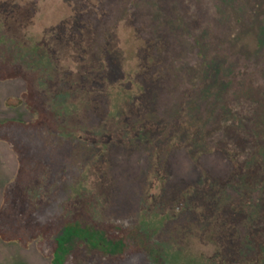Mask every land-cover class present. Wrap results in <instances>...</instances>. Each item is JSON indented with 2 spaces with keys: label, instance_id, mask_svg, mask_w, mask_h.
<instances>
[{
  "label": "rangeland",
  "instance_id": "rangeland-1",
  "mask_svg": "<svg viewBox=\"0 0 264 264\" xmlns=\"http://www.w3.org/2000/svg\"><path fill=\"white\" fill-rule=\"evenodd\" d=\"M8 73L33 116L0 124L2 236L42 264H264V0H0Z\"/></svg>",
  "mask_w": 264,
  "mask_h": 264
},
{
  "label": "water",
  "instance_id": "water-1",
  "mask_svg": "<svg viewBox=\"0 0 264 264\" xmlns=\"http://www.w3.org/2000/svg\"><path fill=\"white\" fill-rule=\"evenodd\" d=\"M26 88L22 79L9 78L0 80V123L8 121L28 122L32 114L25 103L8 106L5 101L11 96H20ZM18 160L14 151L7 142L0 141V204L3 200V190L16 174ZM63 231H66L65 229ZM42 256L30 252L18 245L15 241H5L0 237V264H42Z\"/></svg>",
  "mask_w": 264,
  "mask_h": 264
},
{
  "label": "trees",
  "instance_id": "trees-1",
  "mask_svg": "<svg viewBox=\"0 0 264 264\" xmlns=\"http://www.w3.org/2000/svg\"><path fill=\"white\" fill-rule=\"evenodd\" d=\"M15 75L13 74V73H8V74H6V75H0V79H5V78H8V77H14ZM22 99L25 101V103H26V106L27 107H29L30 106V102H29V100H28V90H26V92H24L23 94H22ZM19 102V100H15V101H13L12 99H10V100H7V102H6V104L7 105H16L17 103ZM38 119V115H36L35 116V118H34V121H36ZM7 123H16L15 121H12V122H7ZM10 147H11V145H10ZM21 163V162H20ZM21 165V164H20ZM20 171V170H19ZM19 171L17 172L18 174H19ZM18 174H17V176H18ZM16 176V177H17ZM15 180V179H14ZM13 181V180H12ZM10 184V183H9ZM0 213H1V211H0ZM66 232L67 233H73V234H75V235H80V234H82V233H84V229L82 228V227H80V226H74V224H67L66 225ZM90 236H92V233L90 234ZM4 239H13L14 237H12V236H9V237H4V236H2ZM46 243V242H48V236L47 235H42V240L39 242V249H40V245L42 244V243ZM118 243H119V246H120V249H122V246H123V243H122V240H121V238L118 240ZM56 244H57V242H56ZM41 250V249H40ZM56 248H54L52 251H46L45 253H43V254H51L52 255V257L54 258V260L56 259ZM54 263V262H53Z\"/></svg>",
  "mask_w": 264,
  "mask_h": 264
},
{
  "label": "flooded vegetation",
  "instance_id": "flooded-vegetation-1",
  "mask_svg": "<svg viewBox=\"0 0 264 264\" xmlns=\"http://www.w3.org/2000/svg\"><path fill=\"white\" fill-rule=\"evenodd\" d=\"M20 169L18 168V171H19ZM17 171V172H18ZM18 174V173H17ZM17 176V175H16ZM16 178V177H15ZM6 190V189H5ZM4 190V193H3V200H2V203H1V205H0V211L2 212V211H4V207L6 206V200H7V195H6V191ZM0 236L2 237V235L0 234ZM4 239V238H3ZM14 241H16V242H18V243H20L21 245H27V243L25 242V241H23V240H21V239H19V238H17V237H15L14 239H13ZM54 248H57V244L55 243V245H54ZM40 251L42 252V253H45V242L44 243H42L41 245H40Z\"/></svg>",
  "mask_w": 264,
  "mask_h": 264
},
{
  "label": "crops",
  "instance_id": "crops-1",
  "mask_svg": "<svg viewBox=\"0 0 264 264\" xmlns=\"http://www.w3.org/2000/svg\"><path fill=\"white\" fill-rule=\"evenodd\" d=\"M8 122H12V121H8ZM4 123H7V122H4ZM0 124H2V123H0ZM0 141H1V139H0ZM8 144V143H7ZM8 146L10 147V145L8 144ZM13 151H14V153L16 154V157H17V152L13 149V147H10ZM17 171H18V168H17ZM17 171H16V174L14 175V177L8 182V183H6V185H5V187H4V190L6 189V187L9 185V183H11L12 182V180H14L15 179V177H16V175H17ZM4 190H3V193H4ZM2 203V202H1ZM1 205V204H0Z\"/></svg>",
  "mask_w": 264,
  "mask_h": 264
}]
</instances>
